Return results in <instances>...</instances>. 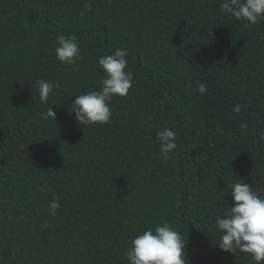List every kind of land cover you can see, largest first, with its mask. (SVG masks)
Listing matches in <instances>:
<instances>
[{
	"label": "trees",
	"instance_id": "1",
	"mask_svg": "<svg viewBox=\"0 0 264 264\" xmlns=\"http://www.w3.org/2000/svg\"><path fill=\"white\" fill-rule=\"evenodd\" d=\"M222 2L0 0V264H128L131 239L164 222L189 264H254L217 246L215 219L235 182L264 195V19L248 26ZM62 34L77 36L75 65L56 59ZM118 48L132 87L109 123L82 126L70 105L100 90L98 59ZM38 79L59 84L46 104Z\"/></svg>",
	"mask_w": 264,
	"mask_h": 264
},
{
	"label": "clouds",
	"instance_id": "2",
	"mask_svg": "<svg viewBox=\"0 0 264 264\" xmlns=\"http://www.w3.org/2000/svg\"><path fill=\"white\" fill-rule=\"evenodd\" d=\"M220 10L230 14L235 20H243L248 26L264 19V0H223ZM55 48L56 59L67 65H75L82 57L77 36L59 35ZM126 49H116L113 54L99 57L98 64L105 73L100 81V90L89 91L75 96L71 111L76 121L82 126L107 124L112 118L110 102L114 96L125 97L133 84V72L126 70ZM40 101L46 104L50 94L59 84L44 79L36 81ZM190 86V85H189ZM197 91L203 95L206 86L198 84ZM234 112L241 111L237 104ZM41 118L55 121L53 107L42 112ZM246 128V124L241 125ZM177 133L168 127L157 131V143L160 155L167 160L169 154L177 148ZM47 187V186H45ZM231 197L234 205L224 216H217L215 226L220 234L217 245L226 252L237 250L251 256L254 264L264 262V195L259 194L247 183L235 182L231 185ZM42 191L44 189H41ZM60 208L58 198H53L48 205V214L55 216ZM187 241L179 231L164 222L154 229L147 228L131 239L125 250L128 264H189L186 257Z\"/></svg>",
	"mask_w": 264,
	"mask_h": 264
}]
</instances>
